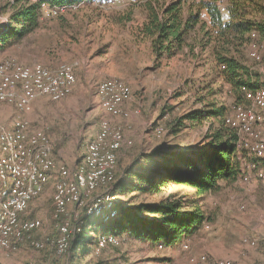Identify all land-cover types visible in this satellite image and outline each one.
<instances>
[{
    "label": "rangeland",
    "instance_id": "374dc122",
    "mask_svg": "<svg viewBox=\"0 0 264 264\" xmlns=\"http://www.w3.org/2000/svg\"><path fill=\"white\" fill-rule=\"evenodd\" d=\"M145 1L89 0L50 11L42 8L44 3L54 6L43 1L39 28L0 51V62H39L52 68L69 63L75 82L64 98L54 101L48 96H38L30 108L21 113L14 106L0 102V127H11L15 117L21 114L32 128L49 136L56 160L72 168L84 157L87 143L97 133L99 122L109 118L104 117L96 96L99 82L104 79L124 81L131 89L130 106L127 109L124 106L128 116L116 120L109 118L125 137L117 152L113 184L108 190L89 193L77 205L69 203L65 212L55 217L53 192L60 165L55 166V178L47 180L42 192L32 198L39 199L33 204L31 199L28 203L26 213L41 221V226L32 231L30 237L51 241L62 220L70 222L71 228L75 227L74 234L77 223L83 222L89 213L96 217L93 215L100 213V206H105L102 211L106 213L113 209L115 202L109 204L112 198L107 192L115 191L114 199L130 205L154 202L174 193L185 203H197L207 217V221L194 231L196 244H192L193 240H183L188 243L184 248L183 241L178 242L180 236H176L172 244L157 246L121 233L117 236V245H106L97 253L94 240L87 245V253L73 255L68 250L58 255L49 240L42 249H35L24 241L16 247H0V264H197L201 254L211 259H233L239 264L242 261H247L243 264L260 261L259 264H264V180L256 176L257 170H264V159L252 157L249 152L251 156L243 158V170L235 182L201 196H195L191 188L176 184L156 194L116 190L121 172L135 161H141L143 154L158 148L186 151L205 140L211 119L184 121L182 126H177L176 120L184 113L205 108L212 102V105L224 106L226 116L232 112L234 101L229 85H221L213 79V58L209 48H200L201 31L198 29L188 35V44L169 59L157 60L147 41L135 36L145 16ZM159 2L164 5L170 0ZM14 3V0H0V31L10 25L9 15ZM181 3L186 10L191 5L186 0ZM203 19L206 20L204 14ZM250 37L248 48L243 50L244 62L264 74L263 65L249 54L252 46L260 44L264 38L259 39L254 31ZM206 85L209 88H205ZM155 127L161 129L159 134ZM240 142L243 143L242 138ZM243 173L249 177L248 182L242 180ZM102 217L98 218L103 220ZM101 226L102 223H95L89 235L93 233L97 239L100 233L95 231Z\"/></svg>",
    "mask_w": 264,
    "mask_h": 264
},
{
    "label": "trees",
    "instance_id": "16d2710c",
    "mask_svg": "<svg viewBox=\"0 0 264 264\" xmlns=\"http://www.w3.org/2000/svg\"><path fill=\"white\" fill-rule=\"evenodd\" d=\"M43 1L14 0L9 15L10 25L0 31V51L39 28ZM186 1L191 2L188 10L184 9V3L182 7L181 0H170L164 5L159 0L145 1V16L135 36H139V40H146L151 53L160 60L176 56L188 44V35L198 29L201 31L200 48H209L213 58V79L221 85H229L233 91L232 104L245 103L246 92L264 88V74L246 65L243 58L251 32L254 31L259 39L264 38V0ZM46 2L50 6L62 7L89 0ZM210 93L212 91L207 92ZM211 103L206 104L205 108L187 111L175 123L182 126L184 121L211 119L204 141L186 151L158 148L143 154L141 161H135L121 172L116 190L156 194L176 184L191 188L195 196H201L218 191L223 184L235 182L243 170V158L251 155L243 143L238 142L239 136L235 131L225 123V107ZM113 193L115 196V191ZM115 200L112 202H115L113 209L116 214L109 218L110 221L104 222V214H101L99 217L103 216V220L87 215L83 222L77 223V231L71 235L67 249L70 254L87 253V245L94 240L97 243L95 235H89L95 223H102L95 231L97 233L116 236L128 233L158 246L170 244L176 236L193 233L207 221L197 203H185L174 193L154 202L136 205Z\"/></svg>",
    "mask_w": 264,
    "mask_h": 264
},
{
    "label": "bare ground",
    "instance_id": "6f19581e",
    "mask_svg": "<svg viewBox=\"0 0 264 264\" xmlns=\"http://www.w3.org/2000/svg\"><path fill=\"white\" fill-rule=\"evenodd\" d=\"M249 54L264 67V39L252 46ZM74 82V70L69 63L52 68L39 62H0V102L14 106L19 113L27 111L38 96H48L54 101L64 98ZM96 96L104 112L114 117L128 116L124 103L131 96V89L124 81L102 80L97 86ZM20 115L15 117L11 127H0V225L2 219H7L0 230V247H16L28 241L31 247L42 249L49 238L44 241L30 237V233L41 226V221L23 215L29 201L42 192L55 167L52 143L44 131L32 128L29 121ZM110 121L108 118L99 122L97 133L87 143L84 157L74 167L58 166L53 192L55 217L64 213L69 203L79 204L89 193L98 189L108 190L113 184L117 152L125 137L121 129ZM224 121L239 136L238 141L242 138L244 147L253 156L264 159V88L246 92L245 103H234L232 112L226 115ZM154 129L157 134L161 132L159 127ZM19 172H22L21 178ZM256 176L264 180V170H257ZM17 178L19 181H16ZM242 180L248 182L250 179L244 174ZM33 183L34 187H31ZM106 195L112 198L108 200L109 204H113L114 196L109 192ZM11 203H14L12 213ZM104 207L100 206V213L93 216L104 214L105 221L115 216L116 210L106 213L102 211ZM65 226H71L70 222L60 221L57 234L49 240L58 255H61L59 247L62 246V239L58 238L63 236L64 243H69L72 235V230L64 231ZM98 236L96 253L106 245H117L116 235ZM248 242L254 244L252 240ZM181 244L184 248L188 247L187 241ZM197 261V264H233L229 259L214 260L206 254H201Z\"/></svg>",
    "mask_w": 264,
    "mask_h": 264
},
{
    "label": "crops",
    "instance_id": "0c3cea01",
    "mask_svg": "<svg viewBox=\"0 0 264 264\" xmlns=\"http://www.w3.org/2000/svg\"><path fill=\"white\" fill-rule=\"evenodd\" d=\"M124 106L126 107V109H127V107H129L130 106V98L124 103ZM101 108V107H100ZM101 110H102V108H101ZM102 112L105 114L104 115V117L105 116H107V117H109L110 119H112V120H116V119H118V118H122V117H114V116H112V115H110V114H106L103 110H102ZM84 154V153H83ZM52 157H53V159H54V162H55V166H58V165H63L62 163H59L57 160H56V158H55V156H53V153H52ZM77 163V162H76ZM75 163V164H76ZM55 167H54V169L52 170V172H51V174H50V179H48L49 181L51 180V178L53 179V178H55V176H56V174H55ZM49 181H48V183H49ZM47 183V184H48ZM46 184V185H47ZM222 184V183H221ZM224 185V184H223ZM222 185V186H223ZM46 187V186H45ZM36 199H39V198H36ZM36 199L34 200V199H32L30 202H31V204H33L35 201H36ZM38 201V200H37ZM27 211V210H26ZM26 211H25V213H24V215H23V217H25V218H30V219H32V217L28 214V213H26ZM189 239V241H191V240H193L192 241V244L193 245H195L196 244V242H195V239H194V232L193 233H190V234H183V235H180V237H179V240H178V242H181V241H183V240H188ZM251 241V240H250ZM247 243H248V241H246ZM149 243V242H148ZM173 243V241L170 243V244H172ZM169 244V245H170ZM263 258H264V254H263V257H262V260H263ZM223 259H228V258H223ZM214 260H221V259H214ZM229 260H232L233 261V259H229ZM247 261H242V263H240V264H243V263H246ZM259 263H262V261H260V262H255V263H253V264H259ZM233 264H239V263H234V261H233Z\"/></svg>",
    "mask_w": 264,
    "mask_h": 264
},
{
    "label": "built area",
    "instance_id": "2783aa9c",
    "mask_svg": "<svg viewBox=\"0 0 264 264\" xmlns=\"http://www.w3.org/2000/svg\"><path fill=\"white\" fill-rule=\"evenodd\" d=\"M42 8L45 9L46 11H50L52 9H59L60 7H49V6H47V3H44V6ZM21 175H22V172H19V178H21ZM19 178H17L16 181H19ZM31 187H34V183L31 185ZM77 204L78 203L76 202V205ZM13 209H14V203H11V213H12ZM9 216L10 215H7V217H9ZM5 220H7V219H2V224L0 225V230H2V228L5 226ZM74 228H71V226H65L64 231L65 230H73ZM72 235H73V232H72ZM58 239H62V246H60L59 248H61V255H63L65 253L66 248H68L69 243H64L63 236L58 238Z\"/></svg>",
    "mask_w": 264,
    "mask_h": 264
}]
</instances>
